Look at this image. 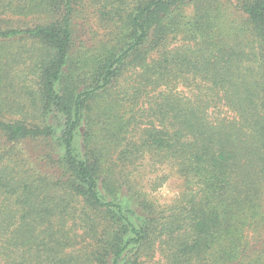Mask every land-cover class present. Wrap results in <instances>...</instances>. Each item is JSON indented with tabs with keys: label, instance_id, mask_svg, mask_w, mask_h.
Here are the masks:
<instances>
[{
	"label": "trees",
	"instance_id": "1",
	"mask_svg": "<svg viewBox=\"0 0 264 264\" xmlns=\"http://www.w3.org/2000/svg\"><path fill=\"white\" fill-rule=\"evenodd\" d=\"M88 1L0 0V264H264V0Z\"/></svg>",
	"mask_w": 264,
	"mask_h": 264
},
{
	"label": "rangeland",
	"instance_id": "2",
	"mask_svg": "<svg viewBox=\"0 0 264 264\" xmlns=\"http://www.w3.org/2000/svg\"><path fill=\"white\" fill-rule=\"evenodd\" d=\"M82 1L85 6L83 13L87 18L78 21V31L79 34L84 35V40L91 41L92 37L98 33L99 28L95 23L93 13H91L94 11L92 8L88 7L89 1ZM143 185V190H146L155 201L163 205L169 204L180 197L184 189V180L177 174L176 170L169 165H157V170H155L149 178L146 177L144 179ZM145 264L162 263L158 259V256H156L153 260H149Z\"/></svg>",
	"mask_w": 264,
	"mask_h": 264
}]
</instances>
